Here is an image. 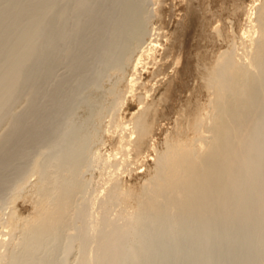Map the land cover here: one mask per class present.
<instances>
[{
    "label": "rangeland",
    "instance_id": "374dc122",
    "mask_svg": "<svg viewBox=\"0 0 264 264\" xmlns=\"http://www.w3.org/2000/svg\"><path fill=\"white\" fill-rule=\"evenodd\" d=\"M10 1L0 0V9ZM86 1L85 10L78 0L55 1L54 12L45 15L47 38L33 49H39L34 53L40 60L27 62L18 92L8 104L0 96V104L6 106L0 109V146L7 136H17L6 146L7 158H0V264H264V58L255 67L247 65L261 43L257 27L251 28L247 43L241 38L249 29L245 13L255 19L264 0H255L253 9V0ZM188 3L193 12L180 28L182 8ZM36 13L5 37L8 43L18 40L29 20L39 17ZM162 31H180L183 44L175 68L155 85L162 90H153L168 100L151 121L153 131L148 144L138 149L141 155L131 146L128 161L117 165L124 156L114 151L118 137L111 132L112 124L121 118L130 129L139 107L122 93L143 49L157 41V53L162 51L158 43ZM222 52L233 54L239 63L244 60L241 65L254 79L255 98L245 111L240 107L245 117L239 123L255 132L251 155L256 172L241 167L237 184L227 183L228 191L214 193L206 207H184L176 196L155 191L146 196L154 207H147L142 198L134 208L127 206L120 192L138 190L146 183L167 144L193 138V122L206 110L210 96L207 75L198 79L194 75L198 56L203 53L213 62ZM0 53V62L10 68L28 58L6 60L5 46ZM143 69L139 67V74ZM5 87L1 81L0 95ZM232 96L230 104L236 102ZM15 120H23L22 131ZM211 130L206 128L208 141L214 135ZM112 153L116 159L105 162ZM40 202L50 208L66 204L57 225L20 224L12 229L13 213L19 219L34 216Z\"/></svg>",
    "mask_w": 264,
    "mask_h": 264
},
{
    "label": "bare ground",
    "instance_id": "6f19581e",
    "mask_svg": "<svg viewBox=\"0 0 264 264\" xmlns=\"http://www.w3.org/2000/svg\"><path fill=\"white\" fill-rule=\"evenodd\" d=\"M55 1L57 0H12L10 1L6 9L5 7L3 9H0V51L2 50L4 46L7 47V51H9V54L7 53L6 60L11 59L12 57L19 58L18 56H24V55L25 57H23V59L26 58V55L28 57L27 60L24 61V63L20 61L18 65H16L15 67H11V68L8 65L5 66L4 61L3 63L0 62L1 63L0 64V82L1 81L6 82V87L3 90L2 95L0 96L5 97L4 99L6 100V103L7 101L10 102V99H12L15 96L16 92H18L17 90L20 85V79H21V76L24 74V71H26L27 62L38 58L37 53H34V52L35 51L37 52L39 49L35 50L34 52H33V49L35 48L39 40H41L42 38L45 39V37L47 38L46 32H45V29H46L45 21L47 20L45 19L46 17L45 15L47 14L48 11H51L54 9L55 7L54 5L56 4ZM78 1H79V5L81 7H84V10H85L87 2L89 1H86V0H81V1L78 0ZM255 7H256L255 0H253V4L250 6V9H253ZM182 9L185 12L181 16V19L178 21L179 26L180 25L185 26L186 16L188 19V16L193 12V8L191 4L189 5V3L187 4L186 7H183ZM88 10H90V8H88ZM34 12L39 13V17L34 18L33 21L29 20L28 18V20L30 21L29 25L26 27L25 30L23 29L24 31H22L20 37H16L18 38V40H16L13 43L12 42L8 43L7 38L5 39V37H7L9 34H12L17 28L18 24L20 22H23L22 20L30 16L32 13L34 14ZM252 15L253 14H251L248 11L245 13V22L247 23V26H248L246 27L249 29H246L242 32L241 38L243 39V43L244 41L245 43H247L248 42L247 38L250 37L251 36L250 34H252V32L254 31V30L252 31L251 28L254 29L255 27H257L256 29H258L260 39H261L258 41H260L261 43L257 41L260 44V46L258 47L257 53L254 57V59L256 58L255 61L253 59L251 60L250 64L249 63L247 64L249 68L252 67L253 65L255 67L256 66L255 64L260 63V61L263 62V58H264L263 56L264 55V1L259 5L257 16H255L256 17L255 19H253L254 16L252 17ZM56 34H55V37H56ZM76 34L78 33L76 32ZM60 35L61 33L59 34V36ZM160 35H161V42L159 41L158 43L162 51L160 53H157L158 52L157 51L158 45L156 43L157 41L154 43L151 42L146 48L143 49V51L141 52V55L138 56L135 62L134 73L131 74L133 76L130 77V80L128 82V87H127L128 89L125 90L124 93H122L123 99H128L130 97L129 99L137 103L139 107H138V110L133 113V120H132L133 126L130 129H129V125L127 124V122L123 121L121 118H118L112 124L113 129L111 132L112 134L118 137V145L115 147L114 151L116 154L119 153V154H123L124 156L122 157L121 161L119 160L117 162V165L121 164V162L123 161H124L123 165H125V162L128 161V157L126 160L127 154L129 155L128 151L129 149H132L134 145L138 147V148L135 147L138 150L139 148L143 149V147H145L148 144V139L151 134L150 132L153 131L151 130L152 129L151 125L153 124L151 121L153 120L154 116H156L159 113L158 108L164 105L168 100L165 97L163 98L158 95L156 96L155 93L161 91L163 86L157 87L155 89V85H157L160 81H162L163 78L168 77L169 69L175 68V60L178 57L177 55L178 52L183 51V44L180 38V31L178 32L174 31L172 33H168L167 31H162ZM29 37L30 38L32 37L31 41L26 42L27 39H29ZM53 37L54 36L52 34V39ZM57 39H61V38L57 37ZM252 41L253 40H251V42ZM50 42H52V40ZM58 43H60V41ZM253 43H255V46H256V42L254 41ZM48 44L50 43L48 42ZM53 44L55 45V43ZM45 47L43 46L44 51H46L44 49ZM50 48H53V45L52 47L50 45ZM40 51L43 52L42 49ZM41 55H44V54H41ZM42 57L45 58V56H42ZM198 59H199V63H197V70L195 71L194 75L197 77V79L202 78L207 75V80L205 82L207 83L206 84L207 88L210 91V94H209L210 96L208 98L209 100L206 106L207 107L206 110L204 111L202 110L201 115L195 120V122H193L194 128L193 127L192 128L195 129V131L193 130L195 132L194 135L191 133L192 129L190 130L191 131L190 134L193 135V138L191 140L188 139L189 141H191V142L188 141V143L187 141L184 142L185 140L182 141L180 138V141L178 140L174 144H167L164 150L159 152L158 157H157L158 159L157 161H155L156 168L154 170V173L152 172L153 174L150 176V178H148L147 181H144L146 183L142 187H140L138 190L132 191V190L126 189L120 192L121 193L120 198L127 206L128 205L133 206V204L137 202V200L139 201V199L142 198L144 199V204L147 205V207H154L155 206L154 201L149 199V196L148 197L146 196L150 192H152L153 194V191H155L157 195L164 194L165 196L166 194H171V195L176 196V199L180 200V202L179 201L178 202L184 207H189L193 205H196L197 207L198 206L206 207L212 204L209 199H211V197L213 198L214 193L217 192L219 195V191L222 193L226 192V190L228 189L226 187L227 183L229 184L233 183L232 185L237 184L239 180V175H240L238 173L241 172L240 171L241 167L246 168L243 170L248 169L249 173L251 174L255 169V167L254 169H252L253 164H255L253 162V159L255 158L253 157L252 159V155H251L254 149L253 133L255 132L253 131V129H250V127L249 128L242 127L241 123H239L245 117V113H243L241 108H244V111H245V109L249 107L250 103L251 102L253 103L252 101L253 98H255L253 94L254 91H252L254 90L252 86L253 84L251 85V82L254 79H252L251 81L252 77H250L249 71L246 70L247 66L244 65L246 66L244 68V66L241 65L245 61L243 60V63H239L233 54L223 53V52L222 54L216 56V59L213 61L214 63L212 62V60H209V58L203 53L199 54ZM140 66L142 67V69L144 68L143 69L144 71H142L139 74L138 70ZM181 72L182 71L179 69L177 73H181ZM191 75L192 74H189V77H191ZM205 82L203 81L204 85H205ZM207 88H206V91H207ZM153 90H155L154 91L155 93L153 92ZM160 93L162 96L164 94L166 95V93L164 94L162 92ZM230 95L235 96L234 98L236 99V102L234 104H230L232 101H234L230 98ZM228 96L230 99L228 98ZM228 100L230 101L232 100V101L228 102ZM3 104L4 103L0 104V109L2 107H6V106H3ZM239 108L241 112L239 111ZM194 118H195V114H194ZM194 118H192L193 121H194ZM15 121L16 122L14 123L17 126L16 127L17 129L21 130L22 128H24V126H22L23 120H19V121L15 120ZM209 126L212 129L211 131H213L212 135L214 133L213 138L211 137L212 138L211 141L207 140V134H206L207 133L206 128H208ZM178 134L180 135V133ZM190 134L188 133L187 135H190ZM14 137H17V136H14V135L7 136L3 140L0 146V158H3V157L7 158L8 154H6L7 153L6 146L9 142H11L14 139ZM182 138L185 139V137H182ZM174 139L171 141L172 142L175 141ZM138 151L140 154L141 151L140 150ZM115 153L111 154V156L113 155V157H109V158L108 156L105 157L104 161L107 162L109 161L110 158L116 159ZM256 158H259V157H256ZM141 160H143V158ZM111 166H113V164ZM255 172L256 171H254V173ZM110 173L111 172H109V174ZM249 173L247 172V174ZM109 176L111 178V174ZM107 180L110 181V179H107ZM234 188L236 189L237 187H234ZM111 192H114V187L111 189ZM152 196L150 197L152 198ZM171 200L176 201L173 198ZM140 201L142 203V200ZM208 201H210V203ZM46 203L45 202L38 203L36 205V213L34 214V216H31V217L19 219L13 213L12 216L10 217L9 225L12 227V229H16L20 224H24V226L29 225V227L31 226L33 227L37 225L46 227L54 223L56 224V222L59 219H61L64 213V209H65L64 205L66 204L63 203L64 205H61V204H59L58 206L55 205L54 208L52 207L50 208V206L48 205L49 206L48 208ZM134 207L135 206H133V208ZM135 209H138V208L136 207ZM28 229L26 226V230ZM85 264L87 263L85 262Z\"/></svg>",
    "mask_w": 264,
    "mask_h": 264
}]
</instances>
